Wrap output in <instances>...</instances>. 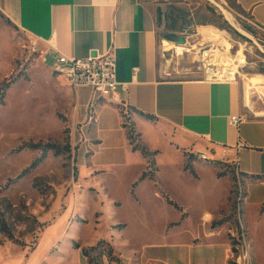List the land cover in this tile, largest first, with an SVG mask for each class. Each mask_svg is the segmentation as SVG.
<instances>
[{
	"label": "rangeland",
	"instance_id": "374dc122",
	"mask_svg": "<svg viewBox=\"0 0 264 264\" xmlns=\"http://www.w3.org/2000/svg\"><path fill=\"white\" fill-rule=\"evenodd\" d=\"M140 1L156 14L163 77L201 79L206 50L223 58H206L212 69L228 67L223 64L241 53L244 62L234 74L242 86V116L264 117V88L243 81L264 75V26L235 0ZM178 36L184 45L169 43ZM33 48L0 15V264H155L146 259L156 251L174 264L180 262L173 254L186 252L194 264H216L205 253L223 240L208 234L211 217L223 222L229 242L230 236L239 239L227 264H264V206L255 185L247 188L242 214L234 210L247 179L233 162L203 160L165 138L148 150L140 135L135 142L146 158L110 154L116 137L77 123L86 117L83 106L74 111L73 92ZM117 107L126 126L134 123L135 111ZM210 166L228 178V193L226 180L218 181ZM143 172L152 179L139 180ZM163 192L188 215L167 204ZM236 225L245 234L238 236Z\"/></svg>",
	"mask_w": 264,
	"mask_h": 264
},
{
	"label": "crops",
	"instance_id": "0c3cea01",
	"mask_svg": "<svg viewBox=\"0 0 264 264\" xmlns=\"http://www.w3.org/2000/svg\"><path fill=\"white\" fill-rule=\"evenodd\" d=\"M235 1L255 24L264 26V0ZM0 15L28 36L35 52L51 70L57 54L79 58L92 52L113 54L116 80L126 84V89L118 87L119 102L101 98L89 87L72 90L68 86L73 92L74 111L82 105L86 114L77 123L90 130L105 129L111 137H116L110 154L121 155L126 161L136 155L143 158L128 144L117 107L121 104L151 117L146 119L138 115L133 118L141 144L148 150L158 149L160 138H165L194 153L203 152L209 160L233 162L237 172L264 174V117H244L237 125L230 123L232 116H242V86L236 80L163 77L158 64L156 14L140 0H0ZM101 125L104 127L100 128ZM212 172L218 181L226 180L228 193V178L217 177L214 167ZM255 185L257 201L262 208L263 180L247 179L244 199L249 196L247 188ZM161 196L176 209L167 201V198L171 200L168 195L163 192ZM179 207L181 210H176L184 212L183 217H186L188 214ZM213 219L208 220V234L218 237L219 233L223 240L211 243L205 253L215 256L216 264H227L230 242L223 222H213ZM191 247L182 248L188 251ZM157 248L160 247L151 249ZM145 254L141 252L140 261H145ZM152 254H156L155 257L152 260L147 257V261L174 264L169 256L157 251ZM172 257H177L174 259L179 264H194L191 252L183 256L174 253Z\"/></svg>",
	"mask_w": 264,
	"mask_h": 264
},
{
	"label": "built area",
	"instance_id": "2783aa9c",
	"mask_svg": "<svg viewBox=\"0 0 264 264\" xmlns=\"http://www.w3.org/2000/svg\"><path fill=\"white\" fill-rule=\"evenodd\" d=\"M183 51H180L179 54ZM52 71L57 76L63 77L72 90L79 87H89L97 96L108 99L110 102L120 101L118 87L126 89L125 83L116 80L115 58L111 52L89 55L83 58L57 54L54 58ZM201 79L235 81L236 77L234 73L229 75L203 74ZM243 118L240 115L232 116L230 123L237 125ZM197 155L203 160L209 159L203 152H198Z\"/></svg>",
	"mask_w": 264,
	"mask_h": 264
},
{
	"label": "trees",
	"instance_id": "16d2710c",
	"mask_svg": "<svg viewBox=\"0 0 264 264\" xmlns=\"http://www.w3.org/2000/svg\"><path fill=\"white\" fill-rule=\"evenodd\" d=\"M173 28H176L175 26V23L174 25L172 26ZM130 107V106H129ZM133 111H135L137 113V115L139 116H143L144 118L146 119H151L150 116H148L147 114H144L143 112H141L140 110H137L136 108H133V107H130ZM122 127L125 129V133H126V137H127V140H128V144L131 146V149L132 150H138L142 156H144L145 158L147 157L148 155V152L147 150L142 147V146H139L136 142H135V138L137 136H139L140 134L138 133H135V123H130L129 126H126L125 122L122 121ZM49 147L53 148V149H56V152L58 151L57 150V147L54 146V145H50ZM215 162V160H214ZM190 172L193 173L192 169L190 170ZM238 174L242 175V176H245L247 179H249L250 181H256V182H262V180L264 181V174L262 175H259V174H246V173H242V172H238ZM145 177H148L150 179H152L151 176H147L144 172L141 174V176L139 177V180L141 179H144ZM233 181H235V177L233 176ZM240 197H236V199L232 202V207L234 208V210L238 208V213L242 214L243 212V208H242V205H243V201H244V197H245V191L244 192H240L238 194ZM167 201L172 204L176 209L178 210H181V208L179 206H177L174 202H172L171 200H169L167 198ZM241 209V210H240ZM240 211V212H239ZM4 226V225H3ZM2 226V227H3ZM243 227V226H242ZM236 230H237V234L238 236H241L240 234L243 232V231H239V227L238 225H236ZM242 234H245L244 232ZM10 234H8L9 236ZM235 238L233 236H230V245H231V251L234 252L236 251V248H235V245H239V239L237 240H234ZM97 246H92L91 249H95ZM84 254L87 255V251L85 250L84 251ZM92 262V264H102L98 259H95V260H89Z\"/></svg>",
	"mask_w": 264,
	"mask_h": 264
},
{
	"label": "bare ground",
	"instance_id": "6f19581e",
	"mask_svg": "<svg viewBox=\"0 0 264 264\" xmlns=\"http://www.w3.org/2000/svg\"><path fill=\"white\" fill-rule=\"evenodd\" d=\"M225 15L227 16L229 21L233 24L232 16H230V14L227 11H225ZM236 28L239 29L238 27H236ZM206 40H208V38ZM169 43H172V42H169ZM180 45H182V44H180ZM227 48H229V45H227ZM212 50H206V51H204V54H203V56L205 58L204 59V64H205V71H206L207 75H229L230 73H235L236 72V67H238L239 65H242V63L244 62V59L242 58L243 55L241 56V53H240V55L236 54V56L234 58H231L228 63L223 64V65H228V67H225L223 69H219V68L212 69V68H210L208 66L209 63H208L207 59L211 58V60H212V59H215V58H217V59L221 58V56L218 55L219 53H216L215 51H212ZM222 59L223 58H221L220 60L222 61ZM243 81L249 87L251 85V86L257 87V88H259V87L264 88V75L259 74L255 78L243 77Z\"/></svg>",
	"mask_w": 264,
	"mask_h": 264
},
{
	"label": "water",
	"instance_id": "95a60500",
	"mask_svg": "<svg viewBox=\"0 0 264 264\" xmlns=\"http://www.w3.org/2000/svg\"><path fill=\"white\" fill-rule=\"evenodd\" d=\"M168 36L174 38L173 34H170V35L168 34ZM172 43L173 44H182V45H184L186 43V39L183 36H178V37H176L175 39L172 40ZM94 55H95V52H92L91 56H94Z\"/></svg>",
	"mask_w": 264,
	"mask_h": 264
}]
</instances>
